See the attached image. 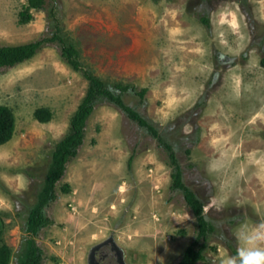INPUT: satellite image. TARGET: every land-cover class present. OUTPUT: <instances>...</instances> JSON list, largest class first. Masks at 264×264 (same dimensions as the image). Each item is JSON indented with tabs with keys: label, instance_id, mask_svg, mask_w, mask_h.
Here are the masks:
<instances>
[{
	"label": "rangeland",
	"instance_id": "1",
	"mask_svg": "<svg viewBox=\"0 0 264 264\" xmlns=\"http://www.w3.org/2000/svg\"><path fill=\"white\" fill-rule=\"evenodd\" d=\"M25 5L0 0V46L50 36L58 25L106 87L146 88L143 98L127 92L123 100L171 146L214 224L208 261L198 264L234 255L240 226L264 222V0H53L19 23ZM87 86L57 42L0 68V105L15 117L12 139L0 145V245L10 248V264L25 259V222ZM38 107L52 111L50 121L34 118ZM169 152L98 99L58 198L45 207L54 222L33 236L43 264H92L94 247L110 240L122 264H176L195 238L196 218L182 191L170 189Z\"/></svg>",
	"mask_w": 264,
	"mask_h": 264
},
{
	"label": "trees",
	"instance_id": "2",
	"mask_svg": "<svg viewBox=\"0 0 264 264\" xmlns=\"http://www.w3.org/2000/svg\"><path fill=\"white\" fill-rule=\"evenodd\" d=\"M51 1L53 0H26L25 7L18 14V22H29L33 18L31 9H44ZM51 12H53V9H51ZM201 20L205 25L209 24L208 18L202 17ZM59 31L60 28L58 25H55V31L50 36H43L31 42L0 46V68H6L13 67L33 58L44 46L57 42L60 47L61 58L75 71H81L84 78L88 81L85 95L70 118L68 131L57 141L52 150L51 164L46 173L38 202L30 209L25 222L24 229L31 235L27 241L28 245L25 259L17 264H43V249L36 243L33 236H36L40 229L50 226L54 222L45 213V207L57 200L58 182L65 174L68 162L77 156L79 148L84 143L87 121L94 111L97 100L100 98L119 107L129 119L135 121L140 127L152 134L158 140L160 146L170 150L168 153V164L172 167V172L170 173V189L182 191L186 205L191 209L196 218L195 238L182 252L181 258L176 264L206 263L208 261L206 250L213 248L209 246L208 238L214 230V224L205 217L201 201L184 184L182 170L174 152L171 150V146L163 140L158 129L152 123L142 117L133 107L126 104L123 100V95L127 92L143 98L146 93V88L138 89L136 86L121 82L115 83L114 89L106 87L105 82L98 75L81 63L78 58L79 53L76 46L68 43L65 38L59 35ZM260 63L264 65V57L261 58ZM33 115L39 122H48L52 118V111L48 107H38L35 109ZM14 129L15 117L12 110L8 106L0 105V145L12 139ZM60 189L64 193L71 191L69 184L62 185ZM232 252L235 254L236 249H232ZM10 259V248L6 244H1L0 264H10Z\"/></svg>",
	"mask_w": 264,
	"mask_h": 264
},
{
	"label": "clouds",
	"instance_id": "3",
	"mask_svg": "<svg viewBox=\"0 0 264 264\" xmlns=\"http://www.w3.org/2000/svg\"><path fill=\"white\" fill-rule=\"evenodd\" d=\"M232 27L237 28L234 20ZM235 240V254L222 258L221 264H264V222L252 227L242 224L235 233Z\"/></svg>",
	"mask_w": 264,
	"mask_h": 264
},
{
	"label": "flooded vegetation",
	"instance_id": "4",
	"mask_svg": "<svg viewBox=\"0 0 264 264\" xmlns=\"http://www.w3.org/2000/svg\"><path fill=\"white\" fill-rule=\"evenodd\" d=\"M104 248L109 249L110 251H104ZM118 251L115 244L112 240L107 241L105 243L99 244L98 246L94 247L92 250V258L90 259L91 263L93 264L95 258L102 261L103 264H122L121 256L118 254ZM96 264V263H95Z\"/></svg>",
	"mask_w": 264,
	"mask_h": 264
}]
</instances>
